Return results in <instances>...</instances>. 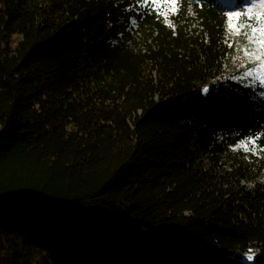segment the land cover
Returning a JSON list of instances; mask_svg holds the SVG:
<instances>
[{
	"label": "trees",
	"instance_id": "1",
	"mask_svg": "<svg viewBox=\"0 0 264 264\" xmlns=\"http://www.w3.org/2000/svg\"><path fill=\"white\" fill-rule=\"evenodd\" d=\"M148 1L0 0V264H264V82Z\"/></svg>",
	"mask_w": 264,
	"mask_h": 264
},
{
	"label": "rangeland",
	"instance_id": "2",
	"mask_svg": "<svg viewBox=\"0 0 264 264\" xmlns=\"http://www.w3.org/2000/svg\"><path fill=\"white\" fill-rule=\"evenodd\" d=\"M148 0H144L146 3ZM160 5V8H184V3L187 5V13L190 17L194 16L193 9L191 7L192 0H155ZM216 4L223 8L225 13L228 28L230 29V34L228 35L229 40L233 44V60L235 69H241L242 78L248 82H264V47L261 46L258 41L264 39L261 35L259 29L264 28V0H212ZM149 2V1H148ZM251 9V14L248 15L250 20L235 21L231 20L230 17L235 16L237 13L242 15ZM259 16V19H257ZM131 27L135 29L137 23L135 20L131 19ZM243 24L244 27L237 31V28ZM235 25V26H233ZM190 28L198 26L197 21L192 18L189 23ZM257 28V32L253 34L252 28ZM251 38V39H250ZM19 36H15L14 40H18ZM228 40V41H229ZM257 57H259L257 59ZM209 89V83L203 85V91ZM258 250L249 249L247 252L243 253V257L246 261L249 256H254Z\"/></svg>",
	"mask_w": 264,
	"mask_h": 264
},
{
	"label": "snow or ice",
	"instance_id": "3",
	"mask_svg": "<svg viewBox=\"0 0 264 264\" xmlns=\"http://www.w3.org/2000/svg\"><path fill=\"white\" fill-rule=\"evenodd\" d=\"M249 14H251V9H248L243 15L245 16V18H247ZM241 15H242L241 13H237V14H235V16L230 17V19H231V20L238 21V20H240ZM257 19H259V16H257ZM233 26H235V25H233ZM243 27H244V25L241 24L240 27L237 28V31H239L240 28H243ZM259 31H260L261 35L264 36V28L259 29ZM252 32H253V34H255V33L257 32V28L253 27V28H252ZM250 39H251V38H250ZM258 43H260L261 46L264 47V39H261L260 41H258ZM258 58H259V57H257V59H258ZM205 91H207V89H205ZM242 146L245 147V148H247V145H246V144H243ZM248 259H249V260H252L253 257H252V256H249Z\"/></svg>",
	"mask_w": 264,
	"mask_h": 264
},
{
	"label": "built area",
	"instance_id": "4",
	"mask_svg": "<svg viewBox=\"0 0 264 264\" xmlns=\"http://www.w3.org/2000/svg\"><path fill=\"white\" fill-rule=\"evenodd\" d=\"M229 38L228 37H226V39H225V42L228 44V45H231L232 44V41L231 40H229Z\"/></svg>",
	"mask_w": 264,
	"mask_h": 264
}]
</instances>
